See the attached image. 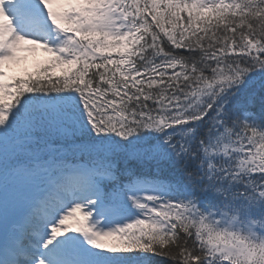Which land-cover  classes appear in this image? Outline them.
<instances>
[{"label":"snow or ice","instance_id":"obj_1","mask_svg":"<svg viewBox=\"0 0 264 264\" xmlns=\"http://www.w3.org/2000/svg\"><path fill=\"white\" fill-rule=\"evenodd\" d=\"M0 264H264V0H0Z\"/></svg>","mask_w":264,"mask_h":264},{"label":"rangeland","instance_id":"obj_2","mask_svg":"<svg viewBox=\"0 0 264 264\" xmlns=\"http://www.w3.org/2000/svg\"><path fill=\"white\" fill-rule=\"evenodd\" d=\"M23 55H25L27 57V59L21 61L19 65H13L11 68V71L19 72L21 69H27L28 71H31L32 65L36 61H40V60L45 59V54L43 52H40V51H38L35 54L27 53V54H23Z\"/></svg>","mask_w":264,"mask_h":264}]
</instances>
